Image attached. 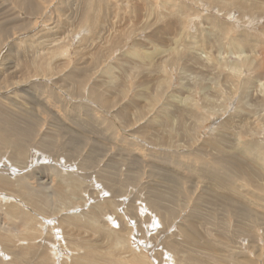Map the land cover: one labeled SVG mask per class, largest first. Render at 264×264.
<instances>
[{
  "label": "rangeland",
  "instance_id": "rangeland-1",
  "mask_svg": "<svg viewBox=\"0 0 264 264\" xmlns=\"http://www.w3.org/2000/svg\"><path fill=\"white\" fill-rule=\"evenodd\" d=\"M263 65L264 0H0V111L30 129L0 124L27 157L10 159L14 148L0 143V203L42 216L25 238L0 211L12 228L0 231L10 240L0 264H132L134 254L147 264H264ZM218 176L230 186L222 200L250 212L242 224L208 200L220 196ZM21 177L52 185L54 217L20 197ZM62 217L68 233L57 230Z\"/></svg>",
  "mask_w": 264,
  "mask_h": 264
},
{
  "label": "bare ground",
  "instance_id": "bare-ground-1",
  "mask_svg": "<svg viewBox=\"0 0 264 264\" xmlns=\"http://www.w3.org/2000/svg\"><path fill=\"white\" fill-rule=\"evenodd\" d=\"M237 6H239V7H242V8H244V6L242 5V4H238ZM250 61V60H249ZM244 62V61H243ZM248 63V61H245V63ZM252 62V61H251ZM260 64V63H259ZM245 65V64H244ZM264 66V65H263ZM248 68H249V70L251 69V65L249 64V66H248ZM256 68V67H255ZM253 69V68H252ZM217 80V79H216ZM244 81V80H243ZM249 82V81H248ZM247 86V85H246ZM98 87V86H97ZM264 87V86H263ZM244 90V89H243ZM97 91V90H96ZM235 91H236V89H235ZM102 92V91H101ZM101 92L100 93H98V95L99 94H101ZM178 96V95H177ZM240 96H241V94H240ZM174 99V98H173ZM232 99V98H231ZM209 104V103H208ZM158 113V112H157ZM0 116H3V118L4 119H2V121L0 120V124L2 123V122H4V123H6L7 124V126L8 127H6V128H8V130L9 131H11L13 134H18V133H20V134H22V135H25V136H27L26 134L27 133H30V129H28L27 127L25 128V129H20L19 128V123H17L13 118H10V116L8 117L7 116V114H5L4 112H1L0 111ZM31 116V115H30ZM155 116V115H154ZM157 116V115H156ZM162 116H163V114H162ZM155 118V117H154ZM160 118V117H159ZM248 118V117H247ZM22 119V118H21ZM143 119V118H142ZM142 119H140V120H142ZM17 120H20V119H17ZM24 120V119H23ZM149 120V119H148ZM152 120V119H151ZM252 120V119H251ZM6 121H8V122H6ZM21 121V120H20ZM24 122H25V120H24ZM23 122V123H24ZM222 122H224L223 121V119H222ZM256 122V121H255ZM221 123V122H220ZM228 123V122H227ZM227 123H225V124H227ZM245 123V122H244ZM239 125V124H238ZM237 125V126H238ZM232 126V125H231ZM256 126V125H255ZM239 127V126H238ZM243 127V126H242ZM5 128V127H4ZM23 128V127H22ZM242 129V128H241ZM252 130V129H251ZM255 130V129H254ZM253 130V131H254ZM0 131H1V129H0ZM253 131H251L252 133H253ZM234 132H235V130H234ZM244 132H245V130H244ZM250 132V133H251ZM19 134V135H20ZM258 134H260V133H258ZM21 135V136H22ZM251 135H255V133L254 134H251ZM29 136V135H28ZM49 136H50V134H49ZM217 136V135H216ZM23 137V136H22ZM21 137V138H22ZM220 137V136H219ZM219 137H217V138H219ZM24 139H26L25 137H24ZM23 139V140H24ZM221 139V138H220ZM69 141H70V139H69ZM39 142V141H38ZM216 142V141H215ZM251 142V141H250ZM249 142V143H250ZM0 143L1 144H5V145H8L7 143H9V144H11V147H13L14 148V153L12 154V156L10 157V159H15V160H18V162L19 161H22V160H24V159H27V157L26 158H24V156H23V154H25V152H24V148H25V146L24 147H21V146H18V145H16V144H13V143H11V142H9L8 140H6L2 135H1V133H0ZM71 143V142H70ZM244 143V142H243ZM1 144H0V146H1ZM41 144V143H40ZM52 144V143H51ZM50 144V145H51ZM253 144V143H252ZM251 144V145H252ZM255 144H257V143H254V145ZM32 145V144H31ZM39 145V144H38ZM250 145V146H251ZM258 145H259V143H258ZM257 145V146H258ZM41 146V145H40ZM42 146H44V145H42ZM244 146H247V145H245L244 144ZM36 147V146H35ZM38 147V146H37ZM46 147V146H45ZM48 147V146H47ZM51 147V146H50ZM52 147H53V145H52ZM51 147V148H52ZM220 147V146H219ZM249 147V146H248ZM10 148V147H9ZM40 148V147H39ZM256 148V147H255ZM43 149V148H42ZM217 149H219V148H217ZM38 150H41V149H38ZM45 150V149H44ZM230 150V149H229ZM263 150V149H262ZM230 152V151H229ZM245 153V152H244ZM247 153L248 152H246V155H247ZM263 153V152H262ZM29 154V153H28ZM203 154V153H202ZM250 154V153H249ZM26 155V154H25ZM197 155V154H196ZM199 155H201V154H199ZM258 155V154H257ZM260 155V154H259ZM259 155L257 156L258 157V160H259ZM201 156H203V155H201ZM231 156H233L232 154H231ZM230 156V157H231ZM253 156H254V154H253ZM4 157V156H3ZM200 157V156H199ZM226 157V156H225ZM250 157H251V154H250ZM261 157H263V156H261ZM196 158V157H195ZM254 158V157H253ZM255 159H257V158H255ZM15 160H13L12 161V165H14L15 166V164H16V161ZM224 160V159H223ZM2 161V160H1ZM234 160H232L231 159V164H233V167L235 166L236 167V169L238 170V171H241V172H243V169L246 167H244L243 165H242V163H240V164H238V162L237 163H235V162H233ZM255 161H257V160H255ZM261 161H264V160H261ZM243 162V161H242ZM21 163H23V161L22 162H20V164ZM26 164H27V162H25ZM24 163V164H25ZM262 163V162H261ZM252 164V163H251ZM8 165V164H7ZM18 165V164H17ZM253 165H254V162H253ZM252 165V166H253ZM260 165H262V164H259V166ZM22 166V165H21ZM255 166V165H254ZM23 167V166H22ZM263 167H264V165H263ZM24 168V167H23ZM207 168H208V166H207ZM250 168V167H249ZM252 168V167H251ZM263 169V168H262ZM233 170V169H232ZM256 170V169H255ZM258 170V169H257ZM261 170V169H260ZM165 171V170H164ZM215 171V170H214ZM51 172H53V170L51 169ZM160 172H162L161 170H160ZM206 172V171H205ZM211 172V171H210ZM209 172V173H210ZM256 172V171H255ZM262 172V171H261ZM56 173V172H55ZM167 173V172H166ZM170 173V172H169ZM245 174V177H246V179L249 181V180H251L252 181V178H253V174L254 175H256V173H253V171H251V170H248L247 171V173H246V170H245V172H244ZM259 173H260V171H259ZM215 174V173H214ZM229 174V173H228ZM239 174V173H238ZM210 175H213V174H211L210 173ZM2 176H4V175H2ZM1 176V177H2ZM175 176V175H174ZM172 174L171 175H169L168 173H167V175H166V179L164 178H161V180H167L166 182H168L169 184H170V187H171V189H174L175 188V185H176V180H175V178L176 177H174ZM202 176H206L205 174H203ZM258 176V175H257ZM260 176H264V175H260ZM0 177V185L2 184V182H4V181H2V180H4L3 178H1ZM27 177H29L28 175H27ZM217 177V176H216ZM219 178H215V179H217V181L216 182H212V184L211 185H214L215 187H216V189L219 191V194H220V196L218 197L217 195L215 196V195H212V194H210L209 195V201L212 203V204H226L227 205V208H229L231 211H232V215H234L235 217H236V223L238 222V224L239 223H243L244 222V218H245V216H247V218L248 217H250V215H249V213L250 212H248L244 207H242V206H239V205H237V204H234L233 202L232 203H230V201L228 202V201H226V200H222V198H223V196L225 195V192H228V188L230 187L229 185H228V182H224V177H223V179H221L220 178V176H218ZM207 178V177H206ZM209 178V177H208ZM214 178V177H213ZM244 178V177H243ZM6 179V178H5ZM37 180L39 181L40 180V178L39 177H37ZM159 180V179H158ZM204 180V179H203ZM20 186H19V193H21V194H19L20 195V197L23 199H25L31 206H32V208H33V210H35V211H38L37 213H42V215H44V214H47V215H49L50 216V218H52V216H53V214H50L49 212L50 211H52L53 209H54V206L53 205H55L56 204V200L54 201L52 198H53V196H54V192L52 193V185H50V184H48L47 182H41V181H39L37 184V187L35 188H29L28 186H27V184H26V177H21V178H19L17 181H16ZM69 182H72V180L70 179V181ZM218 182V183H217ZM224 182V183H223ZM256 181L255 180H253V183H255ZM262 183V185L264 184V182H261ZM4 184H6L5 182H4ZM210 184V183H209ZM234 184H235V182H234ZM249 184H251V182L249 183ZM260 183H258V186H260L259 185ZM154 185V184H153ZM236 185V184H235ZM256 185V184H255ZM240 186V185H239ZM257 186V185H256ZM255 186V187H256ZM264 186V185H263ZM202 187V186H201ZM206 187V186H205ZM209 187V186H208ZM237 187V186H236ZM155 188V187H154ZM234 189L233 190H236L235 189V187H233ZM239 188V187H238ZM241 188V187H240ZM251 188V187H250ZM253 188V187H252ZM249 189V190H253L254 191V188L253 189ZM257 188V187H256ZM263 188V187H262ZM261 188V189H262ZM165 189V188H164ZM201 189V188H200ZM258 189H259V187H258ZM168 190V189H167ZM205 190H207V189H205ZM208 190H210V187H209V189ZM239 190V189H238ZM240 190H242V189H240ZM248 190V189H247ZM170 191H172V190H170ZM170 191L168 192V193H170ZM211 191V190H210ZM244 191V190H243ZM42 194H41V193ZM154 192V191H153ZM162 192H164V191H162ZM167 192V191H166ZM216 193H217V191H215ZM236 192H237V190H236ZM236 192H234V193H236ZM239 192H241V191H239ZM260 192V191H259ZM9 193V192H8ZM52 193V194H51ZM152 193V192H151ZM155 193V192H154ZM244 193V192H243ZM10 194V193H9ZM161 194V193H160ZM199 194H200V192H199ZM233 194V193H232ZM239 193H237V195H238ZM254 194V193H253ZM153 195V194H152ZM227 195H229V193L227 194ZM236 194H235V196H237ZM240 195H241V193H240ZM252 195V194H251ZM256 195V194H255ZM254 195V199L256 198V200H257V196H255ZM262 195V194H261ZM9 196V195H8ZM165 197H164V201L166 200V198H169V196L167 195V194H165L164 195ZM235 196H233L232 198L233 199H235V200H238V199H236L235 198ZM242 196V195H241ZM259 196H260V194H259ZM51 197V198H50ZM230 197V196H229ZM243 197V196H242ZM245 197V196H244ZM198 198H199V196H198ZM226 198V197H225ZM231 198V197H230ZM229 198V199H230ZM259 198H261V196L259 197ZM152 199H153V202L155 203V204H157V205H160V203H159V199L156 197V196H152ZM232 199V200H233ZM4 200V199H3ZM234 200V201H235ZM240 200V199H239ZM245 201H246V197H245V199H244ZM247 200H248V198H247ZM203 201V200H202ZM205 201V200H204ZM240 201H242V200H240ZM1 202V201H0ZM10 202V201H9ZM8 202V203H9ZM260 202H261V200H260ZM193 203H194V201H193ZM204 203V202H203ZM254 203H255V200H254ZM199 204H201V202H196V205L198 206ZM245 204V203H244ZM4 205V206H3ZM3 205H1V203H0V211L2 210V212L5 214V215H7L8 216V218L9 219H11L12 217H14V219H18L19 220V222L23 225V226H25V228H27L26 229V232H23V233H26V236H24L25 238H34L35 239V237H36V235H35V233H37L36 232V230H37V228H35V226H36V224H37V222L35 221L36 220V216H39V217H42V216H40V215H36L35 217H33V214H29L28 212H26L25 211V213H26V215L25 214H20V212H18L17 210H16V215L13 213V211H11V210H9V208H6L7 206L5 205V204H3ZM12 205V207L14 206L13 204H11ZM26 205V204H25ZM252 205V204H251ZM195 205H193V207H194ZM203 206V205H202ZM205 206V205H204ZM206 206H208V205H206ZM205 206V208H206V210H207V207ZM214 206V205H213ZM211 204L209 205V207H210V209H208V210H210L211 211V207H213ZM222 206V205H221ZM5 208V210H4V208ZM31 208V207H30ZM216 208H217V206H216ZM7 209V210H6ZM19 209V208H18ZM218 209H219V207H218ZM221 209L223 210V208L221 207ZM29 210V209H28ZM31 210V209H30ZM184 210V209H183ZM189 210H191V209H189ZM204 210V209H203ZM212 210H214V208L212 209ZM264 210V209H263ZM20 211V210H19ZM196 211V210H195ZM202 211V210H201ZM209 211V214H210V216H212V215H214V214H212L211 215V213H212V211L210 212ZM217 210H215V212H216ZM223 211H225V209L223 210ZM258 211V210H257ZM181 212H182V210H181ZM188 212V211H187ZM208 212V211H207ZM221 211H219V213H220ZM2 213V214H3ZM195 213V212H194ZM214 213V212H213ZM217 213V212H216ZM216 213H215V216L214 217H216L217 215H216ZM219 213H217V214H219ZM262 213V212H261ZM36 214V213H35ZM167 214V213H166ZM169 214V213H168ZM197 214V213H196ZM198 214H200L201 215V213L199 212ZM221 214V213H220ZM230 214V213H229ZM170 215V214H169ZM174 215H176V213L174 214ZM173 215V216H174ZM224 215H226L227 216V213L226 214H224ZM172 216V217H173ZM178 216H179V213H178ZM205 215H203L202 217H204ZM208 215H206L205 217H207ZM220 216V215H219ZM54 217V216H53ZM186 217V216H185ZM190 217V216H189ZM193 217V216H192ZM195 217V216H194ZM204 217V218H205ZM213 217V218H214ZM229 217V216H228ZM72 218V217H71ZM70 218V219H71ZM76 219L78 218V217H75ZM196 218V217H195ZM209 218V217H208ZM257 217H255V219H256ZM8 219V220H9ZM44 218H42V220H43ZM68 218H61L60 219V221L58 222V228H57V230H60L61 231V234H62V231H63V233H68V231L67 230H69L70 229V227H71V224L73 225V223L71 222V221H68L67 220ZM176 219H178V217L176 218ZM194 219V218H193ZM192 219V220H193ZM222 219V218H221ZM44 220H46V219H44ZM211 220V217H210V219H209V221ZM223 220V219H222ZM48 221V220H47ZM194 222L196 221V220H193ZM243 221V222H242ZM263 221H264V219H263ZM262 221V222H263ZM16 222H17V220H16ZM49 222V221H48ZM170 222V221H169ZM183 222V221H182ZM198 222V221H197ZM212 222H213V219H212ZM215 222V221H214ZM1 223V222H0ZM211 223V222H210ZM216 223V222H215ZM224 223V222H223ZM250 223V222H249ZM248 223V224H249ZM198 224V223H197ZM201 224V223H200ZM200 224L199 225H197V227L198 226H200ZM208 224V223H207ZM207 224H205V225H207ZM220 223L218 222V225H219ZM225 224H227V223H225ZM264 224V223H263ZM5 225V224H4ZM7 225V224H6ZM28 225H30L29 227H28ZM222 225V224H221ZM250 225V224H249ZM224 226V225H223ZM243 226V225H242ZM241 226V227H242ZM4 227L5 226H0V231H2V230H4ZM185 227V226H184ZM206 227H208V226H206ZM205 227V228H206ZM6 228H8V227H6ZM5 228V230L7 231V232H11L12 233V231H10V230H12V228L11 229H9V231L7 230ZM183 228V227H182ZM195 228H196V226H195ZM194 228V229H195ZM210 228V227H209ZM218 228V227H217ZM220 228H222V227H220ZM219 228V229H220ZM248 228V227H247ZM53 230V227L51 228L50 227V230ZM203 229V228H202ZM208 229V228H207ZM264 229V228H263ZM4 230V231H5ZM15 230H17V229H15ZM227 230V229H226ZM194 230H193V228H189L188 230H184V234H186L188 237H192V238H194V232H193ZM198 231V230H197ZM240 231V230H239ZM226 232V231H225ZM233 232V231H232ZM14 233V232H13ZM227 233V232H226ZM230 233V232H229ZM248 233V232H247ZM262 233H264L263 231H262ZM234 234V233H233ZM232 234V235H233ZM217 235V234H216ZM222 235V234H221ZM225 235V234H224ZM181 238V237H180ZM222 238V237H221ZM57 240V239H56ZM219 240V239H218ZM228 240V239H227ZM10 240H9V238H8V236H7V234H4V233H0V247H2V245L3 246H5L7 249H9V247H8V245H7V243L9 242ZM116 241H117V239H116ZM115 241V242H116ZM240 241V240H239ZM249 241H250V239H249ZM264 241V240H263ZM63 242V241H62ZM117 242H121V241H117ZM204 242V241H203ZM52 243H54V242H52ZM59 243V242H58ZM68 243H69V240H68ZM122 243H124V242H122ZM210 243V242H209ZM117 244V243H116ZM222 244V243H221ZM54 245V244H53ZM64 245H66V243H64ZM62 246V248L63 247H65V246ZM72 245V244H71ZM71 245H69V244H67L66 246L68 247V246H71ZM180 245V244H179ZM227 245V244H226ZM235 245V244H234ZM237 245V244H236ZM260 245V244H259ZM12 246V245H11ZM181 246V245H180ZM59 247H61L60 245H59ZM66 247V248H67ZM76 247V246H75ZM74 247V248H75ZM116 247V246H115ZM260 247H263L262 246V244H261V246ZM3 248V247H2ZM65 248V249H66ZM74 248H72V249H74ZM114 248V247H113ZM120 248V247H119ZM182 248V247H181ZM71 249V248H70ZM112 249V248H111ZM117 249V248H116ZM166 249H168V246L166 245ZM240 249V248H239ZM250 249V248H249ZM256 249V248H255ZM67 250H68V248H67ZM109 250V251H108ZM108 250H107V252H105V253H108L109 252V254H110V248H108ZM224 250H225V248H224ZM246 250V249H245ZM73 251H75V250H73ZM84 251H87V252H90V254L93 256V257H95V256H98L99 255V253H101V255L103 256V257H105V255H104V253L103 252H101L100 250H99V248L98 249H93V248H91V247H84ZM105 251V250H104ZM248 251V250H247ZM70 252V251H69ZM72 252V251H71ZM235 252V251H234ZM103 253V254H102ZM260 253V252H259ZM109 254H107L108 256L107 257H109V256H111V255H109ZM70 255V254H69ZM113 255V254H112ZM233 255V254H232ZM261 255V254H260ZM101 256V257H102ZM138 256V255H137ZM136 256V254H134V255H132L130 258H129V260H130V263H132V264H147L146 262H147V260H146V262L140 257H137ZM112 257V256H111ZM143 257V256H142ZM147 257V256H146ZM231 257V256H230ZM254 257V256H253ZM261 257V256H260ZM220 258V257H219ZM233 258V257H232ZM42 259H44V260H46L45 258H42ZM103 259V258H102ZM221 259V258H220ZM22 260V259H21ZM94 260V259H93ZM104 260V259H103ZM102 260V261H103ZM223 260V259H222ZM135 261V262H134ZM255 261V260H254ZM253 261V262H254ZM93 262V261H92ZM112 262V260H110V263ZM231 262V261H230ZM241 262V261H240ZM21 263V262H20ZM23 263H24V261H23ZM84 263L85 264H94V263H91L90 261H86V260H84ZM109 263V262H108ZM237 263V262H236ZM12 264V263H11ZM111 264H113V262L111 263ZM239 264V263H238Z\"/></svg>",
  "mask_w": 264,
  "mask_h": 264
}]
</instances>
